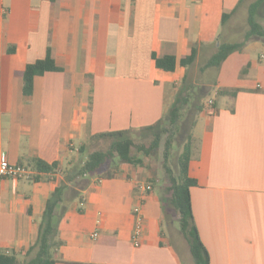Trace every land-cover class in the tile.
Segmentation results:
<instances>
[{"label":"crops","instance_id":"1","mask_svg":"<svg viewBox=\"0 0 264 264\" xmlns=\"http://www.w3.org/2000/svg\"><path fill=\"white\" fill-rule=\"evenodd\" d=\"M238 3L0 0L7 12L0 23L3 155L11 164L26 166L37 158L69 169L91 136L140 130L163 118L188 71L180 58L192 45L198 61L215 52L222 36L240 35L243 48L222 64L215 98L191 130L198 151L188 166L196 182L190 198L209 264H264V55L252 61L245 52L250 44L264 46V39H244L253 4L254 20L264 30V0ZM47 49L61 71L35 77L25 100L17 74L43 59ZM165 56L175 58L173 72L154 68L152 57ZM37 177L0 179V250L19 259L34 244L45 203L62 182L59 174ZM136 185L142 182L124 174L72 187L78 199L69 202L58 227V264H188L180 238L164 231L155 187L144 196L140 246L132 245Z\"/></svg>","mask_w":264,"mask_h":264},{"label":"trees","instance_id":"2","mask_svg":"<svg viewBox=\"0 0 264 264\" xmlns=\"http://www.w3.org/2000/svg\"><path fill=\"white\" fill-rule=\"evenodd\" d=\"M243 0H239L241 4ZM257 4H253L247 13L246 27L247 32L244 36L245 41L255 36L264 39V30L255 22L254 15ZM228 17H222L221 24L224 25ZM218 47L205 62L199 67V73L205 77V83L196 91L193 82L189 81L187 74L183 78L182 85L176 92L173 104L164 117L153 125L140 130H126L119 132L100 133L91 136L88 142L82 145L78 153L83 154L88 145L96 141H107V150H97L89 153L86 159L78 164H74L69 169L61 170L58 162L47 164L37 158H31L26 162V166L32 169L37 175L45 176L46 180L52 175H60L62 182L53 189L47 199L37 228V237L34 244L19 259L13 252L0 250V264H58L56 258L58 249L62 246V241L58 237L59 224L68 209L69 202L78 199L77 190L73 189L82 180L96 178L98 180H113L122 175L118 164L131 166H141L142 161L136 154L144 157L151 156L158 148L160 141L164 137V153L162 168L168 180V187L165 191L169 197L168 207L178 215L179 232L187 244L189 254L194 264H209V255L200 240L196 228L190 198V189L196 186L195 180L188 175V166L195 153L198 151V142L191 134L196 117L203 109L202 99L208 91L207 89L216 85V78L220 72L222 64L227 58L240 52L244 43H231L228 38H219ZM11 53L12 50H9ZM197 47L192 45L190 52L182 56L179 65L187 70L197 59ZM154 68L163 72H173L176 67L175 58L165 56L162 58L152 57ZM61 69L55 66L49 49L46 50L45 57L31 64L26 65L24 70L17 75L22 80V95L25 100L32 96L33 81L35 77H40L49 72H60ZM188 72V71H187ZM222 94V93H221ZM187 118L180 122L183 112L187 109ZM186 132L181 153L176 159L175 166L169 164L170 151L172 149L175 136ZM136 138L146 140L148 144L143 145L136 141ZM136 153V154H135ZM109 164L110 169L104 170ZM20 165H24L21 164ZM61 170V171H60ZM33 177L34 181L39 178ZM168 218V215H166ZM61 264H90L77 262H61Z\"/></svg>","mask_w":264,"mask_h":264},{"label":"rangeland","instance_id":"3","mask_svg":"<svg viewBox=\"0 0 264 264\" xmlns=\"http://www.w3.org/2000/svg\"><path fill=\"white\" fill-rule=\"evenodd\" d=\"M239 25H241V23H239ZM234 34L235 33H233V35L230 37V39L228 38V40L231 43H236L239 40L240 35L236 36ZM222 38H223V36H222ZM245 52H246V56L249 57L250 60L256 61L260 55H264V46L260 45L257 47H253L252 44H250L248 50H245ZM207 58H208V56L205 57L204 59L200 58L198 61H195V63L188 69L187 76L189 77V81L193 82L195 85L194 91H196L198 88L202 87L204 85L203 83H205L206 74L204 76H202L199 73V67L205 62V59H207ZM181 85H182V82L177 85L176 91H178V89L181 87ZM169 89L171 91H173L171 86H169ZM206 91H208V92L206 93V95L203 96V99H202L203 106L206 105V103L209 99L215 98V92H214V88L212 86H211V88L207 89ZM189 109L190 108H187L183 112V117L180 120V122L184 121L187 118V113H188ZM185 136H186V132H184V133L178 132V134L175 136L174 143H173L172 149L170 151V158H169V164H171L172 167L175 166L176 159L182 151ZM164 140H165V138L163 137L162 140L160 141L159 148L149 157H144L142 154H136L135 153L138 156V158L141 159V161H142L141 166H131V165H126V164H118L117 161L115 163L117 165H119L120 169H123V171H122L123 177H124V174H128L129 176H131V177L137 179L138 181L142 182V185H144V186H151L152 189H154V187H155L154 196H156V197L160 196L161 197L160 198V205L162 206V214H163L162 226H164V231L166 232L167 235H168V233L169 234L176 233L177 236L181 239V234H180V232H178L179 231L178 215L168 207V203H167V199H168L169 195L165 191V189L168 187V180H167V177H166V175L163 171V168H162L163 153H164ZM136 141H138V143H141V144L146 145V146L148 144V139L142 140V139L136 138ZM108 146H109V142H107V141H96V142L88 145L85 152L82 155L77 154V157H78L77 162L78 163L83 162L89 153H92V152L97 151V150H102V151L107 150ZM78 163H76V164H78ZM109 169H110V165L107 164L104 167V170H109ZM77 203H78V201L76 202V204ZM136 204H137V202H136ZM133 209L134 208L132 207V211H133ZM166 215H168V218L166 217ZM174 239H176L175 234H174ZM180 239H177L176 241L178 243H180L181 245H184L188 249L187 244H185L186 242L183 240L181 241ZM184 246L182 247V249H183L184 253H186L188 264H194L190 254H189V251L188 250L186 251ZM183 255H185V254H183ZM184 264H186V263L184 262Z\"/></svg>","mask_w":264,"mask_h":264},{"label":"built area","instance_id":"4","mask_svg":"<svg viewBox=\"0 0 264 264\" xmlns=\"http://www.w3.org/2000/svg\"><path fill=\"white\" fill-rule=\"evenodd\" d=\"M6 10L0 9V23L6 16ZM264 58V57H263ZM209 102V106H211ZM37 175L32 169L27 166L20 164H11L6 156L2 153L1 140H0V179H12V180H25L29 181ZM139 190V195L137 198V204L132 211V217L134 219V227L131 233V243L137 248L140 246L142 235H143V215L142 207L144 204V196L152 191L151 186L136 185ZM96 234L92 235V239L96 238Z\"/></svg>","mask_w":264,"mask_h":264}]
</instances>
